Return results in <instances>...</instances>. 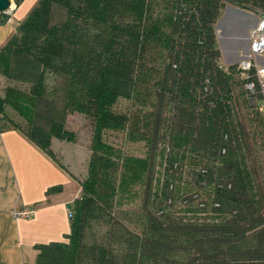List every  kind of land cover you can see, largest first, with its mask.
<instances>
[{
	"label": "trees",
	"instance_id": "obj_1",
	"mask_svg": "<svg viewBox=\"0 0 264 264\" xmlns=\"http://www.w3.org/2000/svg\"><path fill=\"white\" fill-rule=\"evenodd\" d=\"M226 1L245 0H38L15 26L0 75L27 88L4 87L0 127L59 163L51 137L74 139L64 110L93 126L67 240L37 245L34 264H264V116L248 78L234 77L238 64H221ZM253 4L264 15V0ZM139 141L142 157L128 148ZM158 156L165 176L154 189ZM189 174L211 186L216 219L172 210L174 177ZM135 183L139 228L119 210Z\"/></svg>",
	"mask_w": 264,
	"mask_h": 264
},
{
	"label": "crops",
	"instance_id": "obj_2",
	"mask_svg": "<svg viewBox=\"0 0 264 264\" xmlns=\"http://www.w3.org/2000/svg\"><path fill=\"white\" fill-rule=\"evenodd\" d=\"M38 0H11L6 11L8 19L0 23V47L14 32ZM255 23V22H254ZM245 46L224 60V64L240 60ZM232 30L230 38H237ZM223 60V59H222ZM53 160L14 127H0V264H34L37 245L65 241L70 232V214L73 202L80 193V182L85 175L74 159ZM80 169V172H79ZM31 207V216H17L14 212Z\"/></svg>",
	"mask_w": 264,
	"mask_h": 264
},
{
	"label": "rangeland",
	"instance_id": "obj_3",
	"mask_svg": "<svg viewBox=\"0 0 264 264\" xmlns=\"http://www.w3.org/2000/svg\"><path fill=\"white\" fill-rule=\"evenodd\" d=\"M260 14L261 10H255L253 0H245L243 4L226 1L223 10L215 22L218 47L220 48L223 59H221V64L227 65L224 64L223 61L234 55L235 52L237 53V47L242 49L245 46L244 34L250 23L254 24ZM232 30L237 32V38L235 39L230 38ZM234 77L239 79V77H242V73L237 70L234 73ZM7 85L27 88L23 83L0 75V96H3L4 87ZM120 102L121 105L126 103L124 99ZM4 111L8 116L17 121L23 122L10 105L5 104ZM63 113L64 126L66 129L74 133V139L66 140L52 136L50 139V149L59 162L66 163L64 161L65 159H71L70 161L73 162L75 159V161L81 165L79 168H82L84 171L92 135V120L88 116L76 111L64 110ZM128 148H130L129 151H131L133 155L138 157H142L146 149L141 141L129 143ZM163 162L162 157L158 156L153 182L154 189L156 186L158 188L164 179L165 171L163 168ZM179 175L178 177H174L173 181L174 204L172 205V210L179 213L184 219H216L215 213L209 210L211 202V186L204 185L200 187L199 185L196 186L192 184L191 181L194 179L192 174H189L188 176ZM140 190V184L135 183L132 187L133 193L131 197L123 198V201L119 206L121 218H123L131 227H135L137 224L139 228L143 225V218L138 209L141 204Z\"/></svg>",
	"mask_w": 264,
	"mask_h": 264
},
{
	"label": "built area",
	"instance_id": "obj_4",
	"mask_svg": "<svg viewBox=\"0 0 264 264\" xmlns=\"http://www.w3.org/2000/svg\"><path fill=\"white\" fill-rule=\"evenodd\" d=\"M237 64L242 75L248 78L244 84L247 96L252 101V97L259 95L257 110L260 115L264 116V15H259L255 23L249 28L248 47ZM33 212V208L26 207L14 212V214L28 217Z\"/></svg>",
	"mask_w": 264,
	"mask_h": 264
},
{
	"label": "water",
	"instance_id": "obj_5",
	"mask_svg": "<svg viewBox=\"0 0 264 264\" xmlns=\"http://www.w3.org/2000/svg\"><path fill=\"white\" fill-rule=\"evenodd\" d=\"M11 7V0H0V12H6Z\"/></svg>",
	"mask_w": 264,
	"mask_h": 264
}]
</instances>
